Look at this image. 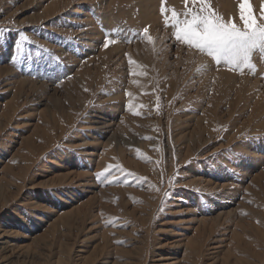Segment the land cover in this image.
<instances>
[{"label":"rangeland","instance_id":"1","mask_svg":"<svg viewBox=\"0 0 264 264\" xmlns=\"http://www.w3.org/2000/svg\"><path fill=\"white\" fill-rule=\"evenodd\" d=\"M164 7L0 0V264H264V59L217 66Z\"/></svg>","mask_w":264,"mask_h":264},{"label":"snow or ice","instance_id":"2","mask_svg":"<svg viewBox=\"0 0 264 264\" xmlns=\"http://www.w3.org/2000/svg\"><path fill=\"white\" fill-rule=\"evenodd\" d=\"M164 3L165 0H161L162 16H165L168 11ZM189 3L192 5L191 8L188 7ZM184 4L186 10L183 14L173 9L171 21L165 18V26L174 29L173 35L178 42L210 57L217 66L223 64L229 70L243 71L246 68L252 73L255 72V65L252 63L253 53L258 51L264 59V22L257 23L253 18L250 0H238L239 20L242 26L235 23L231 17L225 20L211 9L208 0H184ZM5 31L7 30L0 29V43L5 41ZM140 35L147 37L149 42L152 41L147 27ZM27 39L23 33L20 34L15 45L18 52L22 50V42ZM114 42L106 35L104 47L107 48ZM129 63L133 61L130 60ZM206 68L207 65H201L197 71H203Z\"/></svg>","mask_w":264,"mask_h":264},{"label":"bare ground","instance_id":"3","mask_svg":"<svg viewBox=\"0 0 264 264\" xmlns=\"http://www.w3.org/2000/svg\"><path fill=\"white\" fill-rule=\"evenodd\" d=\"M221 1V0H220ZM223 8V7H222ZM233 12V11H232ZM233 14L235 15V13L233 12ZM228 18V17H227ZM150 30H151V35H153V37L156 39L157 37H158V35H159V33H161V32H158V31H156V29L155 28H150ZM163 35V34H162ZM162 35H161V37H162ZM165 36V35H164ZM152 37V36H151ZM154 40V39H153ZM157 41H158V39H156ZM161 40V39H160ZM155 41V40H154Z\"/></svg>","mask_w":264,"mask_h":264}]
</instances>
